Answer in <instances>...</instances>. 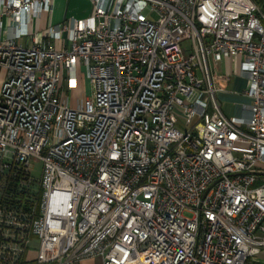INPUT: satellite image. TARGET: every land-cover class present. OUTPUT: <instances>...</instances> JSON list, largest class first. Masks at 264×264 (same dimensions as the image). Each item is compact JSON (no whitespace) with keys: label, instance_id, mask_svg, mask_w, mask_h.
Segmentation results:
<instances>
[{"label":"built area","instance_id":"obj_1","mask_svg":"<svg viewBox=\"0 0 264 264\" xmlns=\"http://www.w3.org/2000/svg\"><path fill=\"white\" fill-rule=\"evenodd\" d=\"M88 1L87 17L41 28L54 0H0V264H256L260 7ZM234 75L249 103L226 116L218 81Z\"/></svg>","mask_w":264,"mask_h":264},{"label":"rangeland","instance_id":"obj_2","mask_svg":"<svg viewBox=\"0 0 264 264\" xmlns=\"http://www.w3.org/2000/svg\"><path fill=\"white\" fill-rule=\"evenodd\" d=\"M54 2H56L55 4L57 5L55 7V14L59 15V20L57 22H60L63 20L64 17V12L66 13V18H76V19H81V18H85L88 16L90 10H91V5L90 2L88 0H54ZM55 4L53 6H55ZM54 14V18L55 15ZM44 17V15H43ZM42 17V21H41V28L45 27V25L48 23L47 22V18ZM58 19V18H57ZM54 22V23H57ZM183 47L185 50L190 51L191 50V42L190 40H185L183 42ZM82 72L84 71V69L82 68L81 70ZM223 72H224V68H223V63L219 64L218 70L216 71V75L219 76L220 78L223 77ZM239 78L242 80L240 81L238 84L242 85L243 84V80H245L244 77H240ZM219 84V83H218ZM80 91L78 95H82L84 97H89L90 93H91V87H90V83L88 81V79L84 78L82 76V81L80 82ZM76 92L74 93V98H73V103H76V98L77 96ZM40 171H41V163L39 162H34L33 163V167H32V173L35 177H39L40 175ZM184 216L186 217H190L192 214L189 211H185L183 213ZM33 247H36L37 242L36 240H33ZM256 264H264V252L260 253L256 260H255Z\"/></svg>","mask_w":264,"mask_h":264},{"label":"crops","instance_id":"obj_3","mask_svg":"<svg viewBox=\"0 0 264 264\" xmlns=\"http://www.w3.org/2000/svg\"><path fill=\"white\" fill-rule=\"evenodd\" d=\"M55 3L56 2H54V4ZM56 6H57L56 4L55 6H53L51 14L49 15L44 14V17L47 18L48 23L57 22L60 18L58 14H55ZM54 14L56 15L55 18H54ZM65 14L66 13L64 12V16H66ZM4 76H5V71L3 69H0V87L4 81ZM82 76L83 75L81 73L80 74L78 73V88H77L78 91H80L79 86H80V82L82 81ZM240 81L242 80L237 75L231 76L227 80L218 81L219 85L222 86L224 90L217 93V98L220 103V108L226 116L240 115L243 112V104L249 103L248 98L239 94L241 89H243V87L245 86V80H243L242 85L238 84ZM75 264H101V261L99 258H88L81 260Z\"/></svg>","mask_w":264,"mask_h":264},{"label":"trees","instance_id":"obj_4","mask_svg":"<svg viewBox=\"0 0 264 264\" xmlns=\"http://www.w3.org/2000/svg\"><path fill=\"white\" fill-rule=\"evenodd\" d=\"M252 1L260 7L262 13L264 14V0H252Z\"/></svg>","mask_w":264,"mask_h":264}]
</instances>
